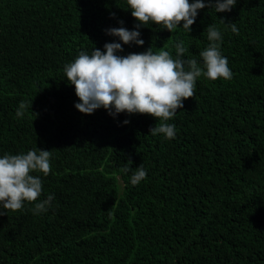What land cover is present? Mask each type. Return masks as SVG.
Masks as SVG:
<instances>
[{
  "label": "trees",
  "instance_id": "trees-1",
  "mask_svg": "<svg viewBox=\"0 0 264 264\" xmlns=\"http://www.w3.org/2000/svg\"><path fill=\"white\" fill-rule=\"evenodd\" d=\"M137 24L127 0H0V158L51 151L50 173L33 175L37 202L53 197L46 211L25 202L0 216V264H264V0L199 10L191 32L150 22L143 46L107 34ZM209 25L233 76L197 78L168 121L173 139L150 134V115L75 107L64 69L81 52L119 42L117 55L176 58L183 42L182 58L203 67ZM142 164L133 185L124 169Z\"/></svg>",
  "mask_w": 264,
  "mask_h": 264
},
{
  "label": "clouds",
  "instance_id": "clouds-1",
  "mask_svg": "<svg viewBox=\"0 0 264 264\" xmlns=\"http://www.w3.org/2000/svg\"><path fill=\"white\" fill-rule=\"evenodd\" d=\"M236 3L237 0H127L132 17L138 21L137 30L129 31L121 26L107 30V34L117 37L123 45L143 46L141 26L151 22L173 33L183 22V29L191 32L199 10L208 7L216 13L230 12ZM226 25L232 32L238 31L235 23ZM205 31L210 44L199 54L203 67L196 59L182 58L187 51L183 42L175 45L176 58L164 48L154 53L152 47L145 52L117 55L123 51L119 42L106 43L105 51L95 48L90 55L81 52L64 69L80 101L75 107L85 115L100 108L108 110L110 115H150L158 121L150 128V134L173 139L175 125L168 121L184 108L185 100L194 97L197 78L204 76L215 81L233 76L228 59L217 43L221 41V32L213 25ZM26 108L21 102L17 117H22ZM50 157L51 151L30 150L26 154H5L0 158V216L22 210L25 202L35 204L34 213L47 210L53 197L49 195L46 201L37 202L43 191L42 180L33 173L47 176L51 171ZM124 171L133 172L130 178L133 185L147 177L143 164L135 170L126 168Z\"/></svg>",
  "mask_w": 264,
  "mask_h": 264
}]
</instances>
